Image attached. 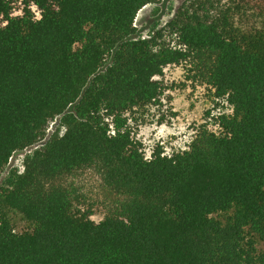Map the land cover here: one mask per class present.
Instances as JSON below:
<instances>
[{"label": "trees", "instance_id": "obj_1", "mask_svg": "<svg viewBox=\"0 0 264 264\" xmlns=\"http://www.w3.org/2000/svg\"><path fill=\"white\" fill-rule=\"evenodd\" d=\"M159 1L0 0V179L65 128L0 186V264H264V0H186L133 38ZM168 67L230 111L147 155Z\"/></svg>", "mask_w": 264, "mask_h": 264}, {"label": "rangeland", "instance_id": "obj_2", "mask_svg": "<svg viewBox=\"0 0 264 264\" xmlns=\"http://www.w3.org/2000/svg\"><path fill=\"white\" fill-rule=\"evenodd\" d=\"M186 0H160L156 4H148L141 8L135 17L136 28L133 38H146L155 29L165 25L172 19L177 9ZM32 12L38 16L35 7ZM21 11L15 10L13 15H19ZM5 22L0 17V24ZM162 80L168 85L162 105L152 109L143 119L142 124L136 130L137 138L143 143L146 154L159 145L166 154H171L186 148L192 138L196 126L203 122L207 112L212 115L217 112H229L227 104L222 100H216L205 88H195L183 81V73L179 67H168L164 70ZM73 105L68 108L72 110ZM161 120V121H160ZM65 131L60 117H56L49 125L45 137L32 147L15 152L0 179V186L11 171L22 172L25 158L33 151L43 147L53 137L61 136ZM17 230L24 227L21 222L16 223Z\"/></svg>", "mask_w": 264, "mask_h": 264}, {"label": "built area", "instance_id": "obj_3", "mask_svg": "<svg viewBox=\"0 0 264 264\" xmlns=\"http://www.w3.org/2000/svg\"><path fill=\"white\" fill-rule=\"evenodd\" d=\"M10 160V159H9Z\"/></svg>", "mask_w": 264, "mask_h": 264}]
</instances>
